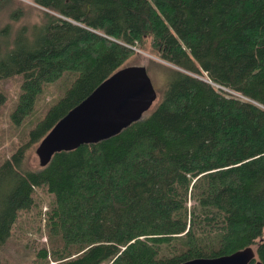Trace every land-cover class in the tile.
<instances>
[{
  "label": "trees",
  "instance_id": "16d2710c",
  "mask_svg": "<svg viewBox=\"0 0 264 264\" xmlns=\"http://www.w3.org/2000/svg\"><path fill=\"white\" fill-rule=\"evenodd\" d=\"M32 1L41 22L0 29V79L22 75L0 246L25 222L46 235L31 238L30 264H175L247 245L264 263V0ZM10 3L0 11L13 17ZM134 46L179 67L159 100L117 134L30 165V146Z\"/></svg>",
  "mask_w": 264,
  "mask_h": 264
},
{
  "label": "water",
  "instance_id": "95a60500",
  "mask_svg": "<svg viewBox=\"0 0 264 264\" xmlns=\"http://www.w3.org/2000/svg\"><path fill=\"white\" fill-rule=\"evenodd\" d=\"M156 97L145 65L117 68L68 109L38 141L35 151L40 165L47 164L57 151L117 134L140 119ZM254 257V248L247 245L228 254L197 256L175 264H264L261 260L252 262Z\"/></svg>",
  "mask_w": 264,
  "mask_h": 264
},
{
  "label": "rangeland",
  "instance_id": "374dc122",
  "mask_svg": "<svg viewBox=\"0 0 264 264\" xmlns=\"http://www.w3.org/2000/svg\"><path fill=\"white\" fill-rule=\"evenodd\" d=\"M7 8L21 9L15 11L17 13L13 17L6 8H2V11H0V29L6 23L10 24V37H12L14 30L18 26L41 22L43 19L44 8L35 4L32 0H11ZM134 49L135 53L127 58L125 64H143L146 66L147 72L157 91V97L152 104L153 106L159 100L162 91L165 89L172 68L179 67L162 59L151 49H141L137 46H134ZM203 77L207 78L205 75ZM21 81L22 75L19 73L0 79V90L6 95V104L0 110V159L10 154V146L17 140V132L12 129L8 117L12 103L18 95ZM37 143L31 145L27 152V160L32 166L39 165V158L35 151ZM33 211V209H24L20 212V215L23 217H32ZM24 227L25 222L22 223V228L20 229L13 227L9 237L0 246V257L4 264H30L34 257V251L37 249V245L33 244L31 238L46 239L44 233H37L32 229L28 230ZM40 230L41 232L43 231L42 224L40 225Z\"/></svg>",
  "mask_w": 264,
  "mask_h": 264
}]
</instances>
